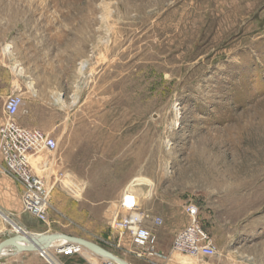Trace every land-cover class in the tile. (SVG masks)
I'll list each match as a JSON object with an SVG mask.
<instances>
[{"label": "rangeland", "instance_id": "1", "mask_svg": "<svg viewBox=\"0 0 264 264\" xmlns=\"http://www.w3.org/2000/svg\"><path fill=\"white\" fill-rule=\"evenodd\" d=\"M10 92L25 98L16 121L58 148L31 158L50 222L21 202L0 209V242L23 226L154 264L113 219L162 217L167 252L194 203L217 254L155 262L264 264V0H0V113ZM71 246L46 252L61 264L104 258L58 253ZM40 254L8 251L0 264L53 263Z\"/></svg>", "mask_w": 264, "mask_h": 264}, {"label": "built area", "instance_id": "2", "mask_svg": "<svg viewBox=\"0 0 264 264\" xmlns=\"http://www.w3.org/2000/svg\"><path fill=\"white\" fill-rule=\"evenodd\" d=\"M24 105L25 98L22 93L10 94L5 100L6 120L0 125V150L3 156L0 173L11 176L23 187V211L43 223H49V211L52 206L50 189L45 179L35 173L31 158L42 147L55 151L58 143L55 138L48 136L44 131L22 126L16 121ZM185 212L188 222L176 232L172 243V253L169 255H162L157 248L158 239L154 227L164 223L162 217L154 216L148 221L144 213L136 209L116 216L112 224L115 229L128 237L132 253L136 257L154 264H160L155 262L157 256L163 257L164 262L171 261L175 252L192 258L216 255L217 245L199 218V207L194 203H189L185 206ZM149 222L152 225H149ZM20 228L24 230L23 226ZM72 251L79 252L76 249ZM41 253L43 257L48 256L46 250ZM99 264L119 263L110 258H103Z\"/></svg>", "mask_w": 264, "mask_h": 264}, {"label": "crops", "instance_id": "3", "mask_svg": "<svg viewBox=\"0 0 264 264\" xmlns=\"http://www.w3.org/2000/svg\"><path fill=\"white\" fill-rule=\"evenodd\" d=\"M11 93L12 92L8 93V95L11 94ZM20 113H21V111H20ZM5 120H6V114H5L4 110H3V112L0 113V125L3 124L5 122ZM2 160H3V156H2V152L0 150V161L2 162ZM22 191H23V187L17 181H15L11 176L2 175L0 173V209L1 210L8 211V212L11 211V210L13 211V210H15L14 206L18 207V204H20V202H21V208H22V211H23ZM5 219H6V221H8L7 217ZM8 222H10V221H8ZM149 225H152V223L149 222ZM13 227L16 230V232L19 233V231L17 230V227L14 226V225H13ZM23 228L26 231L30 232V233H35V232L29 231L26 227H23ZM55 243L56 242H54L49 249L56 248V246H54ZM74 245H79V244H75L74 243ZM71 247L72 248H68V247L61 248L58 251V253L68 252V251H72L74 249L79 250V252L81 250H85V249L90 250V249H88V248H86V247H84L82 245L71 246ZM157 248H158V251L162 255H169L170 253H172V245H171L170 249L167 252L164 251V250H160L158 246H157ZM90 251H92V250H90ZM18 253H20V252H18ZM93 253L96 254L95 252H93ZM96 255H98V254H96ZM48 257L53 261L54 264H61L57 260V258L55 256L53 257L51 255H48ZM65 257H68V256H65ZM46 260H47V264H53L48 258ZM155 260L164 262V258L161 257V256L155 257Z\"/></svg>", "mask_w": 264, "mask_h": 264}, {"label": "water", "instance_id": "4", "mask_svg": "<svg viewBox=\"0 0 264 264\" xmlns=\"http://www.w3.org/2000/svg\"><path fill=\"white\" fill-rule=\"evenodd\" d=\"M58 237H63V238H67L71 241L83 244L87 247H89L90 249H92L93 251H95L96 253L105 256V258H110L115 260L117 263L119 264H133L130 263L129 261H127L126 259L120 257L119 255L113 253L112 251H109L108 249L100 246L99 244L83 239V238H79V237H74V236H70L67 234H56V235H46V236H42V238H38L35 239L33 237V235L31 234H20V233H16L14 235H10L8 238L2 240L0 242V254L2 249L11 246V248L16 249V251L19 252H24V251H40L43 252L45 251L47 248L51 247L53 241H55ZM21 241H30L31 245L30 246H25L20 244ZM41 242H43L41 244Z\"/></svg>", "mask_w": 264, "mask_h": 264}, {"label": "bare ground", "instance_id": "5", "mask_svg": "<svg viewBox=\"0 0 264 264\" xmlns=\"http://www.w3.org/2000/svg\"><path fill=\"white\" fill-rule=\"evenodd\" d=\"M9 49H11V47H9L8 50H9ZM86 66H87V63H86V62H83L82 65H81V69H82V70L85 69ZM19 233H20V234H31V235H33V237H34L35 239L42 238V236H46V235H49V236H50V235L61 234V233L47 234V233H30V232H22L21 229H19ZM54 242H56V243L54 244V246L64 245V244H66V243H75V244H79V245H82V246H84V247L90 249L89 247H87V246H85V245H83V244H80V243H77V242L71 241V240H69V239H67V238H63V237H58L55 241H53V243H54ZM42 243H43V242H41V244H42ZM53 243H52V244H53ZM20 244L25 245V246H30V245H31L30 241H21ZM51 246H52V245H51ZM49 248H50V247H49ZM49 248H47L46 251L49 250ZM90 250H92V249H90ZM8 251H9V253H11V251H13V249L11 248V246H8V247L2 249L0 256H2L3 254L7 253ZM92 251H93V250H92ZM18 252H19V251H16V249H14V253H18ZM36 252H40V251H36ZM93 252H95V251H93ZM95 253H96V252H95ZM96 254H98V253H96ZM98 255H100V254H98ZM100 256H102V255H100ZM102 257L105 258V256H102Z\"/></svg>", "mask_w": 264, "mask_h": 264}]
</instances>
